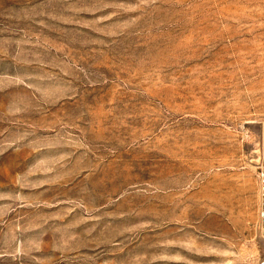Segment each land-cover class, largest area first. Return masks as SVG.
<instances>
[{
	"label": "rangeland",
	"instance_id": "rangeland-1",
	"mask_svg": "<svg viewBox=\"0 0 264 264\" xmlns=\"http://www.w3.org/2000/svg\"><path fill=\"white\" fill-rule=\"evenodd\" d=\"M264 0H0V264H259Z\"/></svg>",
	"mask_w": 264,
	"mask_h": 264
},
{
	"label": "built area",
	"instance_id": "built-area-1",
	"mask_svg": "<svg viewBox=\"0 0 264 264\" xmlns=\"http://www.w3.org/2000/svg\"><path fill=\"white\" fill-rule=\"evenodd\" d=\"M257 214L261 226L264 228V155L261 158L257 170ZM264 264V258L259 261Z\"/></svg>",
	"mask_w": 264,
	"mask_h": 264
}]
</instances>
